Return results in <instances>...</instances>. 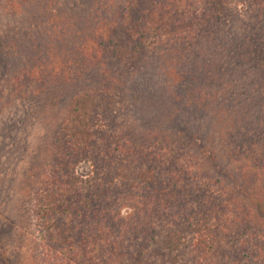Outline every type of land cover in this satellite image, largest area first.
Returning a JSON list of instances; mask_svg holds the SVG:
<instances>
[{
	"label": "trees",
	"instance_id": "obj_1",
	"mask_svg": "<svg viewBox=\"0 0 264 264\" xmlns=\"http://www.w3.org/2000/svg\"><path fill=\"white\" fill-rule=\"evenodd\" d=\"M117 1L93 0L100 22L82 28L71 48L14 60L12 44L0 42L6 69L20 65L1 79V111L52 97L54 80L67 87L85 74L100 77L95 88L79 86L64 96L39 168H24L18 180L38 242L32 264H264V229L250 211L205 180L189 150L139 134L124 100L111 93L117 83L126 88L130 74L154 55L164 64L165 55L207 61L228 24V46L241 47L243 60L235 65L243 69L225 68L252 113L228 132L226 147L232 160L264 178V0ZM236 4L255 12L253 21ZM46 25L17 27L16 34L32 39V31L50 32ZM107 66L116 68L117 82ZM81 163L90 169L84 178L75 173Z\"/></svg>",
	"mask_w": 264,
	"mask_h": 264
},
{
	"label": "rangeland",
	"instance_id": "obj_2",
	"mask_svg": "<svg viewBox=\"0 0 264 264\" xmlns=\"http://www.w3.org/2000/svg\"><path fill=\"white\" fill-rule=\"evenodd\" d=\"M113 1L118 4L117 0ZM93 3V0H0V42L12 44V51L17 55L14 60L20 59L19 54H23L24 59L33 60L43 52L71 48L82 28L100 22L97 15L92 14ZM235 6L245 21L250 18L253 21L255 12L247 13L248 8L241 4ZM41 22L47 24L50 32L37 36L38 31H32V39L27 35L20 38L16 34L17 27H31L32 30ZM51 25L59 27L55 29L56 26ZM222 28L225 31L217 44L219 50H214L213 56L206 54L207 61L192 57L175 62L165 55L164 64L160 55H154L147 66L145 64L130 74V81L125 82L126 88L117 83L118 88L111 93L119 96L122 105L124 100L127 114L139 134L174 140L189 150L198 160L204 179L224 196L243 204L264 229V178H255L243 163L232 160L226 147L228 132L242 125L252 111L246 106L240 88L231 83L232 76L228 77L229 70L225 68L232 65L236 72L242 71L243 67L235 65L243 60L241 47L230 50L227 33H233V30L228 24ZM236 36L241 37L240 34ZM35 37L37 41H34ZM48 39L53 40L52 43ZM211 56L214 62H209ZM31 62L26 65L30 66L28 63ZM6 64L0 53V83L3 82L1 79L13 74L11 70L20 69L17 63L15 68L6 69ZM5 69L9 73L3 75ZM109 70L113 81L117 82L116 68ZM83 78L85 80L81 79L77 84L66 83L67 87L54 80L50 88L54 91L49 92L52 97L46 93L40 98H28L24 104L20 101L10 110H0V264L5 260L7 264H32V258L39 254L38 242L32 234L33 221L28 216L29 205L25 203L23 193H18V180L24 168L26 172L35 165L39 168L40 153L48 146L49 129L57 121L53 115L63 109L60 102L64 96L79 86L87 85L93 89L100 81L97 74L88 77L85 74ZM45 107L48 109L44 111ZM42 155L47 157L45 153ZM89 171L85 163L75 169V173L83 178L89 175ZM124 204L132 206L130 202Z\"/></svg>",
	"mask_w": 264,
	"mask_h": 264
}]
</instances>
